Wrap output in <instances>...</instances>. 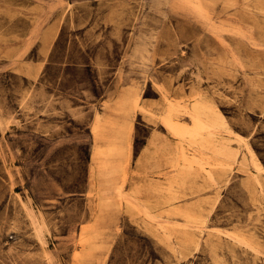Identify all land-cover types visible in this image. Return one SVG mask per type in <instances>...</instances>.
Wrapping results in <instances>:
<instances>
[{"label": "rangeland", "instance_id": "obj_1", "mask_svg": "<svg viewBox=\"0 0 264 264\" xmlns=\"http://www.w3.org/2000/svg\"><path fill=\"white\" fill-rule=\"evenodd\" d=\"M0 264H264V0H0Z\"/></svg>", "mask_w": 264, "mask_h": 264}]
</instances>
